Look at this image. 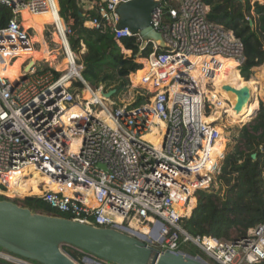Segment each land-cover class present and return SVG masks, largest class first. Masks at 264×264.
Segmentation results:
<instances>
[{"label":"built area","instance_id":"obj_1","mask_svg":"<svg viewBox=\"0 0 264 264\" xmlns=\"http://www.w3.org/2000/svg\"><path fill=\"white\" fill-rule=\"evenodd\" d=\"M130 1L114 0L112 5V0H95L89 9L100 17L86 21L85 27L111 31L120 45L126 38L143 42L140 32L118 28L117 9ZM153 1L159 7L152 13V26L164 45L146 40L144 53L149 48L152 51L142 59L156 71L162 85L155 94L164 93L169 102V122L160 147L144 139L152 125L148 104L114 108L115 103L103 95V86L93 89L85 82L83 66L69 42L74 19L66 21L60 16L57 0H0V8L12 12L9 24L0 29V57L8 56L14 63L22 54L36 50L32 29L23 25V10L32 14L51 11L57 14L55 23L75 65L66 77L56 76L50 68L40 70L38 61L18 84L0 76V195L12 197L6 192L13 174L32 167L15 185L31 182L36 174L47 178L58 190L46 189L31 197L42 199L54 212L69 216L66 218L117 230L163 252L187 254L181 246L191 243L216 264L264 261V225L233 242L192 237L181 226L197 206V191L211 187L217 168L218 162L207 170L206 162L219 121L206 120L221 102L208 92L214 91V77L224 65L222 61H234L241 75L246 61L244 43L233 30L209 20L211 8L203 0ZM32 60L30 55L21 65V74ZM197 69L200 77L195 75ZM75 79L85 84L84 90H91L92 99L78 101L71 92ZM74 107L85 110L86 117L69 115ZM162 107L158 102L152 112L160 113ZM99 109L108 113L112 124L96 115ZM192 198L196 199L194 207L190 206ZM19 201L15 197L14 202ZM149 218L153 219L149 232L138 231L134 224L144 225ZM0 261L35 264L3 250Z\"/></svg>","mask_w":264,"mask_h":264},{"label":"trees","instance_id":"obj_2","mask_svg":"<svg viewBox=\"0 0 264 264\" xmlns=\"http://www.w3.org/2000/svg\"><path fill=\"white\" fill-rule=\"evenodd\" d=\"M94 1L58 0L60 16L66 21L69 17L74 19V35L69 38L72 51L80 55L83 46L87 50L86 55L78 59V63L83 66L81 72L83 79L95 89L103 86L106 91L116 90L117 96L126 88L130 77L132 86L146 88L152 92L148 96V103H150L156 95L155 92L160 88L155 86L153 81L142 85H136L134 82L143 80L151 73V65L142 59L144 55L147 56L152 51L151 48L144 53V50L140 51V43L136 38H126L121 41L125 55L123 57L120 43L115 40L111 31L85 27L86 21L100 17L97 11L89 9ZM203 1L211 8L209 20L233 30L244 43L246 61L241 68V77L244 80H250L255 70L264 65V4L259 2L257 7H253L250 0H246L245 6L236 0ZM11 17L10 9L0 8V29L9 24ZM250 20H253L254 28L250 27ZM46 25H53L50 18L43 19L41 24L31 23L24 27L35 31L38 43L46 46L44 55L47 58L42 60L50 62L54 56L44 39L43 31ZM57 39H60L58 35ZM8 61L7 57L0 58V65L6 66ZM17 61H22V57L20 56ZM39 66L41 70L43 67L41 64ZM140 67L142 69L138 70ZM51 69L58 77L64 72L63 64ZM153 71L156 73L155 70ZM157 83L162 86L158 78ZM83 89L85 84L75 79L71 91L79 93ZM143 104L144 99L139 97L133 107ZM231 124L236 125V123ZM216 128L219 132L217 141H221L224 145L225 131L219 125ZM240 136V144L235 151L225 157L220 168L218 175L220 189L210 187L197 191L196 208L190 218L181 222L182 228L192 237H209L233 242L245 237L251 229L264 225V102H261L254 121L241 129ZM223 147L217 150L214 162L206 167L208 170L223 157ZM253 154L256 158L252 157ZM16 180V176L13 175L6 195L22 200L24 206L35 212L69 217L54 212L42 199L31 197L42 194L48 188L54 190L57 185L46 186L44 179L38 178L37 174L31 182L23 185L16 186ZM223 190L224 194L221 195ZM25 194L27 196H20ZM0 199L5 198L0 196ZM181 249L193 257L204 256V253L191 243L182 244ZM63 250L73 258L75 257V249L64 246ZM0 264H2L1 261ZM255 264H264V261Z\"/></svg>","mask_w":264,"mask_h":264},{"label":"water","instance_id":"obj_3","mask_svg":"<svg viewBox=\"0 0 264 264\" xmlns=\"http://www.w3.org/2000/svg\"><path fill=\"white\" fill-rule=\"evenodd\" d=\"M236 2L246 5V0ZM157 7L159 3L153 0H133L122 4L117 9L121 18L118 28L140 32L143 39L160 42L163 46L161 34L152 26V13ZM81 16L84 18L83 14ZM250 27L254 28L253 20H250ZM34 64L33 61L29 63L21 79L28 77ZM234 93L235 111L239 112L250 104L252 97L248 88L235 90ZM116 94V90L103 93L110 100ZM252 157L256 158V155ZM64 246L82 251L84 260L88 258L94 262L98 258L102 263L110 264H207L191 255L169 250L163 252L114 229L98 228L66 217L35 212L20 203L0 199V249L38 264H78L64 252Z\"/></svg>","mask_w":264,"mask_h":264},{"label":"bare ground","instance_id":"obj_4","mask_svg":"<svg viewBox=\"0 0 264 264\" xmlns=\"http://www.w3.org/2000/svg\"><path fill=\"white\" fill-rule=\"evenodd\" d=\"M114 4H115V2H114V0H112V5H114ZM55 5H56V2H55ZM45 18H50V20L52 21L53 25L56 28L57 35L60 38L63 49H64V54H65L64 60H65L66 64L69 66V70L67 72L63 73L60 77L69 76L72 73V71L74 70L75 65L73 63V60H72L70 54H69V49H68V46L66 45L67 43L63 39L61 32L55 23V18H57V14L52 13L51 11H47V12L42 13V14H32L31 12H29L28 9H25L22 11V19H24V23H25L24 26H27L28 24H31V23H39V21L41 22ZM32 41H34V39H32ZM139 43H140V51H143L146 47V43H147L146 39L143 42H139ZM158 43H160V42H158ZM48 48H49V46H48ZM6 57H8V56H6ZM0 58H5V57H0ZM192 59L195 60L197 63L200 62V59H198V58H192ZM33 62H35V61L33 60ZM222 62L223 63L225 62L223 67L221 68V70L219 72L216 73V75L214 77V83H215L214 84V91L208 92V94L211 97L214 96L221 103H220V106L216 109L215 113L213 115H211L206 121L214 122V121H220V120L226 118L228 120V122H231V120L237 119L240 123H247L253 116H255V113L258 110V107L256 106L257 105L256 100L258 101L257 84H259V82L255 78H251L248 81L242 79V77L240 76V73L236 70L237 65L234 63V61L225 60ZM226 71H228V72H226ZM4 72H5V74H4ZM151 73L153 74V76L157 77V74L154 73L153 69L151 70ZM6 75H13L14 78L6 76ZM195 75L200 77V70L199 69H197L195 71ZM0 76H4L6 78H9L10 81H12L13 83H16L18 80L21 79L22 74H20V75L15 74V73L11 72V70L7 69L6 66L0 65ZM147 78H144L143 82L144 81L146 83L149 82L150 79L148 80ZM157 78H156L155 86L159 87V84L157 83ZM69 85H70V83L68 84V86ZM160 88H161V86H160ZM245 88H248L250 90V94L252 97L251 102L248 106H244L241 111L236 112L235 109H233L235 106V103H236V95H235L234 91L235 90H242ZM83 94L86 96L87 100L93 98L91 90L86 89V90H84ZM166 98H167V96H165L164 93L156 94L155 96H153L151 102L148 103L149 107L147 106V109H146V111H148V112L151 111L152 125H151L150 131L144 137V139L153 143L157 147H160L162 145L163 139H164L165 134H166L168 122H169L170 110H169V102L167 101ZM158 102H161L162 106H163L161 112L160 113L154 112V111L152 112V110L155 109L156 104H158ZM258 103H259V101H258ZM223 113H226V117H223ZM68 114L73 115L75 117H86V115H87L86 111L83 110L81 107L72 108L71 110H69ZM96 115L98 117L106 119L109 124H112L110 116L108 115V113H106V111L99 109L96 112ZM218 137H219V132H218L217 128L215 127L214 144L216 145L217 143H219L222 145L221 141H217ZM75 147H76V141H73V149H76ZM213 149H214V147L212 148V150ZM212 150L210 152L209 159L206 162V167L208 165H211L215 160L213 158V156H211ZM215 158H216V156H215ZM29 170L33 171V168L28 167L24 171L15 173L13 175L21 174V173H24V172L29 171ZM43 179L45 181L46 186L51 187L52 183H50V181L47 178H43ZM48 189H51V188H48ZM55 190H58V189L55 188L54 191ZM92 204L94 207H97V203L95 201H93ZM118 220L121 221V219H118ZM152 223H153V219L149 218L148 220H146L144 225L134 224V226L138 229V231H140L144 234H147L149 232V229H150ZM86 263L87 264H100V263L94 262L88 258L86 259Z\"/></svg>","mask_w":264,"mask_h":264},{"label":"rangeland","instance_id":"obj_5","mask_svg":"<svg viewBox=\"0 0 264 264\" xmlns=\"http://www.w3.org/2000/svg\"><path fill=\"white\" fill-rule=\"evenodd\" d=\"M250 1H251V5L253 7H257L259 2L262 5L264 4V0H250ZM59 9H60V7H59ZM252 14H254V12ZM41 23H42V21L41 22L39 21V24H41ZM89 26H91V25H89ZM30 34L34 38L33 42H35L36 50H34L29 55L22 54L21 55L22 61H17L16 60L14 63L10 62V58L7 57L8 60H9L6 63V68L7 69L9 68V70H11V72L20 75V73H21V71H20L21 65L31 55L33 57V60L35 59L34 61H38L37 62L38 63L37 67H39V68H40L39 64H41V67H43L42 69L56 68V67H58V65L63 64L64 72H62V74L69 70V66L65 63V60H64L65 59L64 49H63L62 43L59 41L60 39H57V30H56L54 25H46L45 30L43 31L45 42L48 44L50 52L54 56V58L50 62L42 60L43 58H47L46 55H44V53H46V51H45L46 46L45 45L41 46V44L38 43V40H37V37H36V33H35L34 30H32ZM120 47H122V46L120 45ZM121 51H122V48H121ZM75 54L77 55V57H79V59H81V56L83 57L82 52L80 53V55H78L77 53H75ZM122 55H123V57L125 56L123 51H122ZM76 61L78 62V59H76ZM28 65H29V63L25 64L23 66V69L25 70ZM4 74H5V72H4ZM6 76L13 77V75H6ZM147 77H145V78H147L148 80L150 79V81H153L154 85L156 84L155 83L156 82V78H157L156 76H153V74L150 73ZM251 78H256L258 80V82H259V84H257V89H258V86H259L258 101L261 104V102H264V65L259 67L258 69H256ZM131 81H130V77H129L128 78V85L126 86V88L123 89L122 91H120V93H118L117 96L114 95V97L111 99V101L113 103H115V105H116V106L115 105L113 106L114 108H123V107L132 108L134 106V104L138 101L139 97H142L144 99V104L143 105H147L148 104V96H150V94L152 92L149 91L146 88H141V87L139 88V87L132 86L131 85ZM134 83H136V85H142V84H145L146 82L145 81L143 82V80H140L138 82L135 81ZM92 88L95 89L94 87H92ZM159 88H160V86H159ZM71 92L73 94H75V96L77 98L79 97L78 101L82 102L83 100H87L86 96L83 94L84 91H81L79 93H77V91H71ZM258 101L256 100V104H257L256 106L259 109ZM256 116L257 115H255V117L253 116L247 123H240L237 119L231 120V123H236V125H232L230 122H228V120L226 118L220 120L217 123L216 127L219 125L225 131V133H224V145H223L224 147H223V157L218 161L217 168L213 172V182H212L211 188L214 187L216 190L220 189L221 185H220V182L218 180V175L220 173V168H221V166L223 164V161H224L225 157L228 154H230L233 151H235L237 146L240 144V141H241V139H240L241 138V136H240L241 135V129L244 126H248L250 123H252L254 121V119L256 118ZM223 117H226V115L223 116ZM220 145L221 144L217 143L214 146V149L212 150V155L211 156H213L214 159H215L214 156L217 155V150L222 148ZM206 169L208 170V168H206ZM30 172H32V171L29 170V171H26L24 173L17 174L15 176H16L17 179H19L20 177H25L26 175H29ZM56 188L58 189V187H56ZM33 192H36V191H33ZM66 192L68 194H70V189L67 188ZM223 194H224V190L221 192V195H223ZM20 196H27V195L25 194V195H20ZM5 199L6 200L9 199V200H13L14 201L15 197H9V198L5 197ZM194 199L195 198H192V200H191V204H190L191 207L195 206V201L196 200L194 201ZM22 202H23L22 200H21V202L19 201L20 204H22ZM0 250H2V249H0ZM3 251H5V250H3ZM74 255H75L74 258L71 255H69V256L71 258H73V260H75V262H77L78 264H87L86 260H84V256H85L84 253H79L75 249V254ZM201 258L205 262H207V264H216L212 259H210L209 257H207L205 255L202 256ZM96 261L99 262V263H102V260H100L98 258L96 259ZM102 264H110V263H102Z\"/></svg>","mask_w":264,"mask_h":264},{"label":"crops","instance_id":"obj_6","mask_svg":"<svg viewBox=\"0 0 264 264\" xmlns=\"http://www.w3.org/2000/svg\"><path fill=\"white\" fill-rule=\"evenodd\" d=\"M36 24H39V23H36ZM86 53H87V50H86V48L84 47L83 49H82V54H83V56L84 55H86ZM35 60V59H34ZM21 68V67H20ZM9 69V68H8ZM21 74V73H20ZM14 78V77H13ZM221 147L223 146V145H220ZM215 157V156H214Z\"/></svg>","mask_w":264,"mask_h":264},{"label":"clouds","instance_id":"obj_7","mask_svg":"<svg viewBox=\"0 0 264 264\" xmlns=\"http://www.w3.org/2000/svg\"><path fill=\"white\" fill-rule=\"evenodd\" d=\"M72 85H73V84H71V87H72ZM85 88H86V87H85ZM83 90H84V89H83ZM83 90H82V91H83ZM105 92H107V91L105 90ZM35 264H36V263H35Z\"/></svg>","mask_w":264,"mask_h":264}]
</instances>
